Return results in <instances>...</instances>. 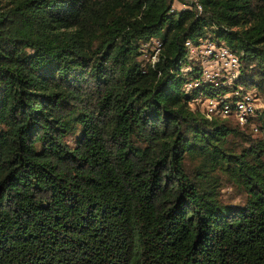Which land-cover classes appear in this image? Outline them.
Listing matches in <instances>:
<instances>
[{
    "label": "trees",
    "instance_id": "obj_1",
    "mask_svg": "<svg viewBox=\"0 0 264 264\" xmlns=\"http://www.w3.org/2000/svg\"><path fill=\"white\" fill-rule=\"evenodd\" d=\"M176 1L0 0V264H264V107L192 106L264 99V0Z\"/></svg>",
    "mask_w": 264,
    "mask_h": 264
},
{
    "label": "built area",
    "instance_id": "obj_2",
    "mask_svg": "<svg viewBox=\"0 0 264 264\" xmlns=\"http://www.w3.org/2000/svg\"><path fill=\"white\" fill-rule=\"evenodd\" d=\"M199 8L202 6L199 4ZM186 44L189 48V58H197L202 62L209 63L204 65V79H217L218 77H228V81L232 82L234 76L237 74L239 67V57L236 53L230 50L225 45H219L211 39H206L200 43H195L192 40H187ZM161 40L155 39L152 44V48L155 50L152 59H156V55L160 49ZM220 65V68L215 67L216 64ZM199 81L191 82L187 87L191 88L193 85H197ZM216 98L207 97L201 100L204 104V112L208 116L221 114L223 116H233L237 118L242 124L245 123L248 118L257 113L258 102L257 97L253 92L244 93L235 102H225L226 97Z\"/></svg>",
    "mask_w": 264,
    "mask_h": 264
},
{
    "label": "rangeland",
    "instance_id": "obj_3",
    "mask_svg": "<svg viewBox=\"0 0 264 264\" xmlns=\"http://www.w3.org/2000/svg\"><path fill=\"white\" fill-rule=\"evenodd\" d=\"M175 6L179 8L184 7V3L180 1L175 2ZM150 53L149 51L145 52L142 57L149 58ZM204 65H207L209 63L203 62ZM217 69L220 68V65L217 63L215 65ZM258 107L263 108L264 107V99L261 97L258 99ZM193 107H197L200 110L204 111V104L201 102V99L198 98L195 102L192 103ZM233 121H237V118L231 117ZM241 123V122H240ZM220 197L223 202L227 203H237V202H244L246 200V193L243 189H240L237 187L236 184H234L232 181H228L226 179H223V185L221 187V193Z\"/></svg>",
    "mask_w": 264,
    "mask_h": 264
}]
</instances>
